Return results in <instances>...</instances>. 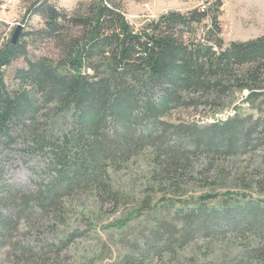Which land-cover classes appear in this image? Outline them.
I'll return each instance as SVG.
<instances>
[{
  "label": "trees",
  "instance_id": "16d2710c",
  "mask_svg": "<svg viewBox=\"0 0 264 264\" xmlns=\"http://www.w3.org/2000/svg\"><path fill=\"white\" fill-rule=\"evenodd\" d=\"M221 6L168 11L135 28L119 0H91L71 12L27 1L16 44L1 37L0 148L23 138V151L43 156L44 177L23 190L0 172L1 264H63L83 232L30 241L24 225L35 217L66 225L67 201L83 194L122 206L110 172L149 149L151 185L135 211L145 219L108 264H264V170L250 166L257 154L264 159V35L225 44ZM33 16L42 27L26 31ZM39 42L56 54L31 56ZM20 58L25 67L9 89L5 70ZM243 91L249 107L226 120H169L199 108L214 115ZM214 187L256 197L186 198L188 189Z\"/></svg>",
  "mask_w": 264,
  "mask_h": 264
},
{
  "label": "rangeland",
  "instance_id": "374dc122",
  "mask_svg": "<svg viewBox=\"0 0 264 264\" xmlns=\"http://www.w3.org/2000/svg\"><path fill=\"white\" fill-rule=\"evenodd\" d=\"M29 0H0V43L2 36L12 38L14 29L23 26L26 17L25 9ZM57 8L69 12L76 10L81 5L91 0H49ZM122 2L123 11L130 25L141 28L147 21L157 20L168 11L185 12L207 2L215 0H119ZM220 26L222 39L225 44L230 42H243L264 35V0H220ZM27 19V18H26ZM26 31L42 27L39 17L33 16L27 20ZM5 38V37H4ZM28 51L31 56H54L56 51L50 43H35L30 45ZM25 67L22 58L14 61L5 70L4 81L9 89L16 87L13 74L16 69ZM249 95L245 97H230L226 100V107L232 108V114L238 108L249 107ZM222 111V110H221ZM181 112V113H180ZM179 119L196 121L197 124H208L213 116L199 108L198 112L185 110L174 112L169 120L175 122ZM212 121V120H211ZM138 129V128H137ZM23 138L18 137L10 148H0V172L10 184L23 190L34 188V182L39 177H44V158L40 154H28L23 151ZM150 149L136 158L129 160L115 173L110 172V177L121 194L126 197V203L118 208H113L111 203L99 204L92 195L83 194L67 201V212L64 216L66 225H60L59 219L52 217H35L24 225L25 232H30V241L35 238L53 241L61 232L78 230L82 236L70 244L68 257L63 264H75L81 258L96 256L92 264H108L117 261L127 251L128 241L133 239V234L139 229L140 221L145 216L135 214L137 201L142 197L145 187L149 182ZM244 159V158H243ZM233 168L238 165L234 159L230 160ZM251 169L259 167L264 170V159L257 154L250 164ZM227 193H238L255 198V192H242L229 188H197L188 189L187 199H206L216 196L217 199ZM161 197V195H159ZM141 217V218H140ZM39 233V234H38ZM124 239L120 242V239ZM6 249L0 251V264L6 258Z\"/></svg>",
  "mask_w": 264,
  "mask_h": 264
},
{
  "label": "built area",
  "instance_id": "2783aa9c",
  "mask_svg": "<svg viewBox=\"0 0 264 264\" xmlns=\"http://www.w3.org/2000/svg\"><path fill=\"white\" fill-rule=\"evenodd\" d=\"M5 39H8V36L7 35H4ZM237 97H245L247 98V96L249 95V92L248 91H243L241 93H238L236 94ZM232 108H224L222 111H219L217 113H215L213 116V119L210 120V122H213V121H223V120H226L227 118L231 117L232 116Z\"/></svg>",
  "mask_w": 264,
  "mask_h": 264
},
{
  "label": "water",
  "instance_id": "95a60500",
  "mask_svg": "<svg viewBox=\"0 0 264 264\" xmlns=\"http://www.w3.org/2000/svg\"><path fill=\"white\" fill-rule=\"evenodd\" d=\"M22 31V26H17L12 34V38H11V43L12 45H15L19 36H20V33Z\"/></svg>",
  "mask_w": 264,
  "mask_h": 264
}]
</instances>
